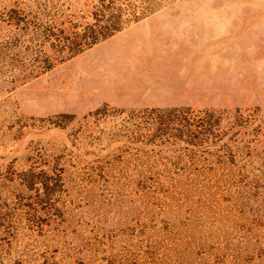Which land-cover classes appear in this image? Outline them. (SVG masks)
I'll list each match as a JSON object with an SVG mask.
<instances>
[{
  "label": "rangeland",
  "instance_id": "rangeland-1",
  "mask_svg": "<svg viewBox=\"0 0 264 264\" xmlns=\"http://www.w3.org/2000/svg\"><path fill=\"white\" fill-rule=\"evenodd\" d=\"M0 264H264V0H0Z\"/></svg>",
  "mask_w": 264,
  "mask_h": 264
}]
</instances>
